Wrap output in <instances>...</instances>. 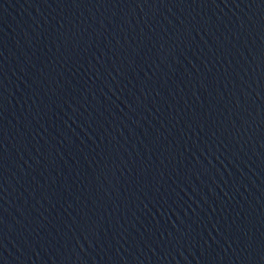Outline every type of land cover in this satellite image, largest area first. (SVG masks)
Here are the masks:
<instances>
[{
  "label": "water",
  "instance_id": "1",
  "mask_svg": "<svg viewBox=\"0 0 264 264\" xmlns=\"http://www.w3.org/2000/svg\"><path fill=\"white\" fill-rule=\"evenodd\" d=\"M0 264H264V0H0Z\"/></svg>",
  "mask_w": 264,
  "mask_h": 264
}]
</instances>
